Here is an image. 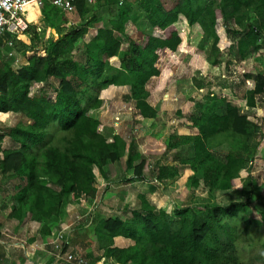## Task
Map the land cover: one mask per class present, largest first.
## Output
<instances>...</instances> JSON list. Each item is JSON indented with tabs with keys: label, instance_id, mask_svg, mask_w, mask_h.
<instances>
[{
	"label": "rangeland",
	"instance_id": "rangeland-1",
	"mask_svg": "<svg viewBox=\"0 0 264 264\" xmlns=\"http://www.w3.org/2000/svg\"><path fill=\"white\" fill-rule=\"evenodd\" d=\"M129 2V19L124 30L112 32L113 38L119 41L120 54L123 53L125 58L131 53L132 42L148 33L143 4L139 0ZM120 8L112 0H97L92 5L83 0L80 11L75 8L71 12L58 13L51 9L43 17L41 13L27 14L33 23L27 32L16 37V53L9 55L10 50L0 46V68L8 64L13 72H17L30 58L45 57V49L51 42L59 47L55 64L62 72H68L71 81L76 80L72 73L74 63L95 74L94 60L97 58L104 64V69L107 64L119 67V56L99 55L94 40L98 29L111 27L110 22ZM256 15L251 6L243 7L239 13L244 26L251 24ZM175 27L181 39L177 49L159 56L156 62L158 74L145 83L142 92V97L156 112L154 117L133 116L135 99L129 85L100 84L94 74L89 89L97 92L100 99V107L89 111L100 121V133L108 142L114 135L121 137L147 161V168L139 175L135 174L133 167L127 166L126 151L117 161L104 165L102 170L92 166L96 178L94 195L78 202L65 199L60 186L40 178V182L58 197L57 210L42 217L41 221L32 220L29 204L24 196L19 199L18 191L25 182L0 170V264H120L114 257L106 255V248L97 239L94 229L107 217L131 219L133 211L145 217L141 199L153 206L155 213L163 210L171 216L174 209L185 206L202 212L214 204L227 207L241 202L247 217L259 219L255 202L262 196L264 205V94L256 95L254 106H248L247 90L252 88L253 81L245 75L263 73L264 28L260 35L262 39L259 38L256 46L241 57L236 41L242 29L232 18L218 22L219 38L215 45L212 39H203V30L198 23L187 24L179 20ZM102 41L104 38L100 39ZM68 48L70 50L66 51ZM57 85V78L47 77L32 85V94L53 96ZM86 88L81 84L76 89L83 92ZM223 103L235 106L247 116L249 137L236 136L228 142L224 137H217L212 141L210 151L218 161H223L232 145L242 154L245 162L239 175L246 180L252 178L256 187L251 194L250 186H244L248 199L240 189L222 190L210 185L203 175L209 162L194 159L191 142L175 145L186 136L197 134L198 129L191 124L194 117L211 106L219 113V105ZM29 121L22 113L10 114L7 118L0 116V148L2 144L4 149H10L5 142L9 130ZM54 132L47 145H55L61 140L62 133ZM17 147L15 144L14 148ZM44 151L38 149L36 158L41 159ZM138 162L135 160L132 165ZM161 166L169 168V178L158 180L149 173L150 168L156 172ZM251 225L246 232V223L240 218L226 223L227 229L238 234L235 243L239 264L252 263L257 256L264 257V249L260 246L264 241V230L257 231V226ZM42 229H47L49 235L43 236ZM115 239L126 246L118 247L114 241L110 246L126 248L134 243L122 236ZM79 259L83 263H79Z\"/></svg>",
	"mask_w": 264,
	"mask_h": 264
},
{
	"label": "trees",
	"instance_id": "trees-1",
	"mask_svg": "<svg viewBox=\"0 0 264 264\" xmlns=\"http://www.w3.org/2000/svg\"><path fill=\"white\" fill-rule=\"evenodd\" d=\"M139 1L143 4L151 31L144 34L142 39L132 42L131 53L127 58L123 53L120 54L119 41L113 38L112 32L124 30L131 2L118 6L121 8L116 18L111 20V27L98 29L95 36L99 55H118L119 67L107 64L104 69V64L97 58L94 60L97 66L95 74L89 68L74 63L72 73L76 80L71 81L68 72H62L55 64L59 47L51 42L45 49V57L30 58L17 72H13L8 64L0 68V116L6 118L9 113H22L30 120L26 125L19 124L9 130L10 138L18 147L0 148V170L4 174L12 173L25 182L18 195L19 199L24 196L29 204L32 220L41 221L42 217L57 210L58 197L40 182V178L60 186L65 199L78 202L94 195L93 183L96 178L92 166L102 170L104 165L117 161L126 151L127 166L133 167L135 174L139 175L147 168V161L142 159L139 152L126 145L121 137L114 135L108 142L100 133V121L89 114L90 110L100 107L97 92L89 91L94 82V74L100 84L130 86L135 99V118L154 117L156 112L142 97V92L145 83L158 74L156 62L159 56L166 51H175L181 41L175 27L179 15H183L188 24L198 23L203 30V39H212L213 45L219 38L218 22L232 18L242 29L236 41L241 57L256 46L264 28V0ZM82 6L83 0H76L75 8L80 11ZM250 6L257 15L251 24L244 26L239 13L243 7ZM51 9L55 10L44 8L42 14ZM101 38L104 41L100 42ZM50 76L58 79L53 96L32 94V85ZM245 76L253 81L252 88L247 90V105L253 107L255 96L264 94V70L256 76ZM80 83L87 86L83 92L76 89ZM219 109L217 113L211 106L194 117L191 124L198 129L197 134L186 136L175 145L191 142L194 159L209 162L203 174L207 177L206 181L215 189H240L248 199L244 186H250L251 194L256 187L252 178L246 180L239 175L245 162L242 154L232 145L223 161H218L210 151L212 141L217 137H224L227 142L236 136L247 139L248 119L229 103L220 104ZM54 131L62 133L61 140L55 145H47ZM40 148L45 151L41 159H37L35 153ZM135 160L139 162L133 166ZM151 169L149 173L158 180L170 177L168 167L161 166L156 172ZM262 199L259 196L255 202L258 220H251L245 215L242 210L244 203L241 202L227 207L214 204L202 212L185 206L174 209L171 216L163 210L155 213L154 207L141 199L145 217L139 216L137 211H133L131 219L107 217L97 223L94 233L104 244L106 255L114 257L120 264H239L235 243L238 234L233 229H227L226 223L240 218L246 223L244 231L247 232L253 223L257 226L256 230L263 231ZM41 232L43 236L49 235L47 229ZM117 236L131 239L134 243L126 248L110 246ZM260 246L264 249V241ZM253 261L264 264V257H254L252 263L248 264H256Z\"/></svg>",
	"mask_w": 264,
	"mask_h": 264
},
{
	"label": "built area",
	"instance_id": "built-area-1",
	"mask_svg": "<svg viewBox=\"0 0 264 264\" xmlns=\"http://www.w3.org/2000/svg\"><path fill=\"white\" fill-rule=\"evenodd\" d=\"M84 1L86 4L92 5L97 0ZM112 1L117 6H122L130 0ZM75 2L76 0H0V46L10 50L9 55L16 53L14 49L15 39L27 32L31 23L27 19V14L32 5H35L41 14L42 10L46 7L53 8L58 13H63L74 10ZM59 237L62 238V235H59ZM79 263H83V260L79 259Z\"/></svg>",
	"mask_w": 264,
	"mask_h": 264
},
{
	"label": "crops",
	"instance_id": "crops-1",
	"mask_svg": "<svg viewBox=\"0 0 264 264\" xmlns=\"http://www.w3.org/2000/svg\"><path fill=\"white\" fill-rule=\"evenodd\" d=\"M37 14H39V12H36ZM43 17V16H42ZM28 19V18H27ZM29 20V19H28ZM145 20H146V18H145ZM179 20H183V22H185V23H187V21H186V19H185V17L183 16V15H179L178 16V19H177V21L176 22H178ZM30 21V20H29ZM31 22V21H30ZM175 22V23H176ZM31 23H33V22H31ZM188 24V23H187ZM145 30L146 31H148V32H150L151 31V27H150V25L148 24V22H147V20H146V25H145ZM10 114H16V113H9L8 115H10ZM7 118V117H6ZM5 137V136H4ZM7 138H8V140H6V138H4V140H6L5 142H7V145H8V147L11 149V148H14V145L15 144H17L15 141H13L11 138H10V136L8 137L7 136ZM1 149H4L3 147L4 146H2V144H1ZM0 235H2V232L0 231ZM114 242H116L117 244H116V246H118V247H125L124 245H121V243H123V242H118L119 240H113ZM120 243V244H119Z\"/></svg>",
	"mask_w": 264,
	"mask_h": 264
},
{
	"label": "bare ground",
	"instance_id": "bare-ground-1",
	"mask_svg": "<svg viewBox=\"0 0 264 264\" xmlns=\"http://www.w3.org/2000/svg\"><path fill=\"white\" fill-rule=\"evenodd\" d=\"M36 12H40L39 9L35 6V5H32L28 14H31V13H36Z\"/></svg>",
	"mask_w": 264,
	"mask_h": 264
}]
</instances>
